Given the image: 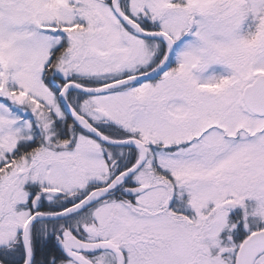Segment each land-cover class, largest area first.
Segmentation results:
<instances>
[{
    "label": "snow or ice",
    "instance_id": "snow-or-ice-1",
    "mask_svg": "<svg viewBox=\"0 0 264 264\" xmlns=\"http://www.w3.org/2000/svg\"><path fill=\"white\" fill-rule=\"evenodd\" d=\"M0 264H264V0H0Z\"/></svg>",
    "mask_w": 264,
    "mask_h": 264
}]
</instances>
